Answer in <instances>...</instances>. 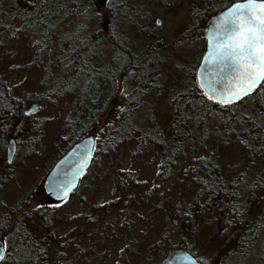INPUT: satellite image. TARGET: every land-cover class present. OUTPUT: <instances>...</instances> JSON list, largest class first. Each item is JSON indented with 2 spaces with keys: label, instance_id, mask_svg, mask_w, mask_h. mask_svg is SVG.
<instances>
[{
  "label": "rangeland",
  "instance_id": "1",
  "mask_svg": "<svg viewBox=\"0 0 264 264\" xmlns=\"http://www.w3.org/2000/svg\"><path fill=\"white\" fill-rule=\"evenodd\" d=\"M92 2L94 15L100 22L85 27L78 18L72 19L61 26L59 35H72L80 29L83 37L100 34L101 38L94 39L90 46L92 57L89 58L103 66H108L113 57L119 60L128 54L146 61L160 60L157 85L161 83V91L141 101L143 112H137L135 122L150 125L152 116L157 126L164 127L170 115L169 98L180 90L179 86L184 85L186 72H190L189 69L195 72L203 53L204 43L200 41L198 32L202 29L204 32L209 17L199 21L195 31L187 32L195 24L192 15L205 10V1L130 0V11L138 9L135 12H143L141 21L131 25L122 20L114 9L109 10L113 8L111 0ZM127 17L131 20L133 15ZM4 25L5 21L0 22V80L6 81L15 96L23 101L24 110L36 103L31 102L32 99L37 98L41 104L37 103L38 111L29 115L31 118L23 130L15 123L9 133L0 138L3 146L0 151V220L7 218L15 222L26 219L28 223L31 221L33 228L37 225L39 212L54 210L58 219L55 236H69L74 242L75 237L78 239L81 251L72 264H151L150 261H161L167 250L176 244L177 237L167 236L169 225L164 209H179L193 199L197 188L190 178L196 162L216 154L233 177L242 175L247 190L254 179L260 182L259 188L264 185V156L250 159L237 146L223 148L213 130L204 136L200 145L195 143L185 149L168 180L158 177L160 157L155 149L140 152L131 141L121 143L116 149L105 150L106 133L116 122L123 106L119 78L117 102L102 112L86 135L94 136L95 151H100L98 158L69 199L61 203L52 202L45 196L42 184L70 141L66 125L75 116L82 115L79 88L62 94L51 103H42L44 73L41 70L43 64L38 65L34 61L35 40L19 36L8 41L1 30ZM10 137L15 140L16 153L11 164L7 165L6 145ZM116 171L133 173L139 186L120 192L114 178ZM253 197V201L246 200L250 204L247 205L249 220L260 219L264 207V193ZM114 202L131 203L125 218L120 219L113 212L93 215L91 207ZM86 220L92 223L86 225ZM210 220L213 221L208 216L195 218L185 241L197 259L217 264L220 259L216 255L221 242L219 233L212 234L213 222ZM228 232L229 236L233 234L231 228ZM149 250L151 260L146 263L145 255Z\"/></svg>",
  "mask_w": 264,
  "mask_h": 264
},
{
  "label": "trees",
  "instance_id": "2",
  "mask_svg": "<svg viewBox=\"0 0 264 264\" xmlns=\"http://www.w3.org/2000/svg\"><path fill=\"white\" fill-rule=\"evenodd\" d=\"M111 1L113 8L109 10L114 9L128 25L141 21L143 12H135L138 9L130 11V0ZM204 1L205 10L192 15L195 24L187 33L195 31L204 17H210L233 3V0ZM93 8L92 0H0V22L5 21L1 30L7 40L13 41L19 36L35 40L34 61L38 65L43 64L42 103H51L76 88L83 90L82 96L79 94V101L80 105H85L87 112L75 116L66 125L70 141L64 153L95 125L104 111L100 106L108 98L112 83L111 72L97 71L95 63L89 58L92 57L90 46L94 44V39L101 38L100 34L83 37L80 29L72 35H59L61 26L72 19L78 18L85 27L100 22ZM129 14L133 15L131 20L127 17ZM198 33L200 41L204 43L203 29ZM115 67L117 73H124L127 86L132 84L144 89L157 79L161 61L141 60L128 54L117 60ZM189 70L183 79L184 85L179 86L177 93H172L168 105L170 115L164 127L157 126L152 116L150 125L136 123L137 112H143L142 104L137 97L124 98L116 122L106 133L105 150L116 149L121 143L131 141L140 152L155 149L160 157L158 177L162 180L170 179L185 149L195 143L200 145L199 142H203L204 136L212 130L217 133L223 148L237 146L250 159L264 156V85L237 104L219 105L204 96L195 82L194 70ZM25 100L28 101V98ZM31 102L41 104L37 98ZM23 111V101L15 96L6 81L0 80V138L7 135L15 123L23 130L31 118L25 117ZM2 147L0 140V151ZM64 153L59 154L57 159ZM99 153L94 149L93 163ZM192 171L190 181L197 188L193 199L179 209H164L169 225L167 236L177 237L176 244L167 252L183 249L197 258L185 239L193 220L208 216L213 220L209 221L213 222L212 234L219 233L221 242L216 255L220 259L217 264H264V207L260 219L249 220L247 205L250 204L246 202L247 199L253 201L254 195L264 193V185L261 184L259 188L260 182L254 179L247 190L242 175L233 177L216 154L196 162ZM114 178L120 192L139 186L130 172L116 171ZM129 205L114 202L91 207V210L93 215L113 212L123 219L130 212ZM125 206L128 208L125 209ZM57 222V212L54 210L39 212L37 225L33 228L31 221L28 223L26 219L15 222L7 218L0 220V239L5 241V259L0 264H72L81 251L78 239L75 237L74 242L69 236L56 237ZM91 223L89 220L85 222L86 225ZM230 228L233 232L231 236L228 232ZM149 252L145 255L146 263L151 260ZM221 254L226 256L222 257ZM199 262L207 264L201 260ZM150 263L159 264L160 261Z\"/></svg>",
  "mask_w": 264,
  "mask_h": 264
},
{
  "label": "snow or ice",
  "instance_id": "3",
  "mask_svg": "<svg viewBox=\"0 0 264 264\" xmlns=\"http://www.w3.org/2000/svg\"><path fill=\"white\" fill-rule=\"evenodd\" d=\"M210 47L220 71L232 74V86L218 96L217 89L209 85L210 91L204 95L210 100L230 104L264 85V0H233L212 27ZM4 259L0 247V261Z\"/></svg>",
  "mask_w": 264,
  "mask_h": 264
},
{
  "label": "water",
  "instance_id": "4",
  "mask_svg": "<svg viewBox=\"0 0 264 264\" xmlns=\"http://www.w3.org/2000/svg\"><path fill=\"white\" fill-rule=\"evenodd\" d=\"M228 6L210 16L204 28L205 49L196 70L197 85L203 94L210 91L209 85L214 86L217 89V96L219 95L220 91L232 86L229 79L232 74H225L224 72H221L220 65L215 63L210 56V53L212 52V48L210 47L212 27L216 24L220 16L223 15L225 9ZM156 24H159L158 20H156ZM202 85L204 86L202 87ZM259 87L260 86H258L257 89H255L252 93L243 97L242 99L235 100L230 104L223 105L237 104L245 98L253 95ZM205 97L210 100L207 96ZM210 101L222 105L220 103H217L214 99ZM38 109L39 105L37 103H32L29 108L23 111V115L27 117L37 112ZM94 146V136H86L75 143L73 146H71L65 152V154L52 166L50 171L45 176L42 184L43 192L48 199L55 203H61L67 200L77 190L81 178L91 167L94 155ZM15 153L16 143L15 140L10 137L6 145L5 160L7 164H11ZM0 247H3L5 252L4 242L2 239H0ZM159 264L201 263L186 250L173 249L167 252L166 255H164Z\"/></svg>",
  "mask_w": 264,
  "mask_h": 264
},
{
  "label": "flooded vegetation",
  "instance_id": "5",
  "mask_svg": "<svg viewBox=\"0 0 264 264\" xmlns=\"http://www.w3.org/2000/svg\"><path fill=\"white\" fill-rule=\"evenodd\" d=\"M204 49H205V37H204L203 53H202V55L200 57V60H201V58H202V56L204 54ZM116 62H117V59H115L113 57L108 66H103L102 63H99L97 61L95 62V65H94V67H96L95 69L97 71H99V72H106V71L111 72L110 79L112 80V83H111V87H110V90H109V95H108V98L105 100L104 105L100 106V107L104 108L103 112H106L109 109V107L112 106V104L117 102V100H118L117 97H116V94H117V90L116 89L118 87V79L119 78L121 79V82H122L121 90H122L123 98H126L128 96L137 97L138 101L141 102L144 98H147L148 96H151L153 94H155V96H156V95H158L157 92L159 93L161 91V88L159 87V85H161V83L159 85H157L158 78L156 80H153V82L149 83V85L146 88H144V89H139L136 86H133L132 84L127 86V83L125 81L126 79H125L124 73H117V70H116V67H115V63ZM196 70H197V68H196ZM196 70H195V82L197 84V81H196ZM164 81H165V79H164ZM157 88L159 89L158 91L156 90ZM82 92H83V90H81V91L79 90V94L81 96H82ZM81 100H82V97H81ZM142 107H143V105H142ZM81 108H82V112H87L85 105H81ZM100 110L101 109H99V111ZM2 240L4 242V247H5V241H4V239H2Z\"/></svg>",
  "mask_w": 264,
  "mask_h": 264
}]
</instances>
